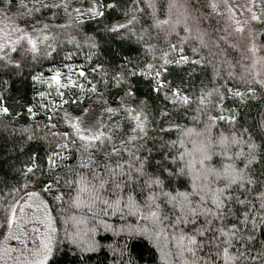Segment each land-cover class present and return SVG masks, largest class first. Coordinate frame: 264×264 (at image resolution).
<instances>
[{
    "label": "trees",
    "instance_id": "obj_1",
    "mask_svg": "<svg viewBox=\"0 0 264 264\" xmlns=\"http://www.w3.org/2000/svg\"><path fill=\"white\" fill-rule=\"evenodd\" d=\"M0 105V241L37 191L43 264H264V0H0Z\"/></svg>",
    "mask_w": 264,
    "mask_h": 264
},
{
    "label": "rangeland",
    "instance_id": "obj_2",
    "mask_svg": "<svg viewBox=\"0 0 264 264\" xmlns=\"http://www.w3.org/2000/svg\"><path fill=\"white\" fill-rule=\"evenodd\" d=\"M54 77L50 82L59 84L60 88L63 81L57 75ZM5 108L0 105V113ZM54 234L53 215L45 199L37 191L26 193L18 201L10 229L0 241V264H43L51 250Z\"/></svg>",
    "mask_w": 264,
    "mask_h": 264
},
{
    "label": "snow or ice",
    "instance_id": "obj_3",
    "mask_svg": "<svg viewBox=\"0 0 264 264\" xmlns=\"http://www.w3.org/2000/svg\"><path fill=\"white\" fill-rule=\"evenodd\" d=\"M252 20H259V17L253 15V16H252ZM238 30H241V29H238ZM81 75H83V73H81ZM54 79H55V77H54ZM3 111H4V112H7L8 110H7V108H5V109H3ZM96 139H99V137H96Z\"/></svg>",
    "mask_w": 264,
    "mask_h": 264
}]
</instances>
